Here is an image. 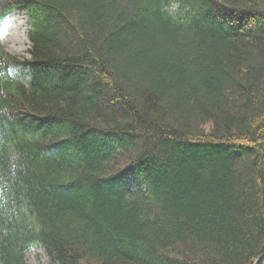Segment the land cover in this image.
<instances>
[{
	"label": "trees",
	"instance_id": "trees-1",
	"mask_svg": "<svg viewBox=\"0 0 264 264\" xmlns=\"http://www.w3.org/2000/svg\"><path fill=\"white\" fill-rule=\"evenodd\" d=\"M15 10L29 58L1 41ZM37 245L264 264V0H0V262Z\"/></svg>",
	"mask_w": 264,
	"mask_h": 264
},
{
	"label": "rangeland",
	"instance_id": "rangeland-1",
	"mask_svg": "<svg viewBox=\"0 0 264 264\" xmlns=\"http://www.w3.org/2000/svg\"><path fill=\"white\" fill-rule=\"evenodd\" d=\"M30 23L27 11H14L4 24L1 40L4 47L12 54L20 58H29L31 56V41L29 37ZM27 34V35H26ZM14 72L24 75L27 80L30 79L28 69L22 66L14 67ZM133 176H128L126 181L130 187H134L139 181H133ZM30 264H54L46 249L40 245L34 246L27 253ZM0 264H2L0 262Z\"/></svg>",
	"mask_w": 264,
	"mask_h": 264
},
{
	"label": "bare ground",
	"instance_id": "bare-ground-1",
	"mask_svg": "<svg viewBox=\"0 0 264 264\" xmlns=\"http://www.w3.org/2000/svg\"><path fill=\"white\" fill-rule=\"evenodd\" d=\"M27 35V34H26Z\"/></svg>",
	"mask_w": 264,
	"mask_h": 264
}]
</instances>
